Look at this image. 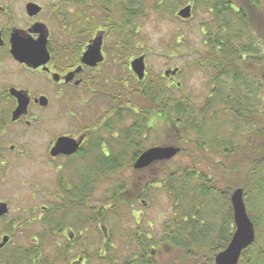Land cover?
<instances>
[{"label":"flooded vegetation","instance_id":"af4514ba","mask_svg":"<svg viewBox=\"0 0 264 264\" xmlns=\"http://www.w3.org/2000/svg\"><path fill=\"white\" fill-rule=\"evenodd\" d=\"M168 1L158 4L170 13ZM174 2L188 25L193 3ZM154 12V0H0V264H158L157 249L129 243L115 260L126 234L94 216L110 208L106 177L120 174L104 164L140 157L126 152L140 94L182 86L180 68L150 76ZM141 58L143 80L132 69Z\"/></svg>","mask_w":264,"mask_h":264},{"label":"trees","instance_id":"16d2710c","mask_svg":"<svg viewBox=\"0 0 264 264\" xmlns=\"http://www.w3.org/2000/svg\"><path fill=\"white\" fill-rule=\"evenodd\" d=\"M160 1L154 0L157 24L169 13L159 9ZM188 1L193 3L202 47L183 66L202 76V92L183 85L169 89L164 83L160 89L144 90L135 105L134 141L125 144L126 152H136L137 158L152 147L175 146L181 151L174 161L152 166L161 169L153 181L149 173L122 176L132 171L134 160L104 164L107 172L120 174L106 177L110 208L94 216L101 223L127 218L132 222L134 229L117 228L126 236L114 244L115 260L129 243L148 253H178L188 264H215L235 229L230 197L244 189L256 241L243 251L239 264H264V0ZM168 4L175 20L177 4ZM198 11L210 15L197 19ZM173 40L177 47L189 44L182 35ZM151 134L159 142L148 146ZM161 196L169 207L159 216L160 236L157 230L150 232L148 221L136 217L134 208L144 201L155 204Z\"/></svg>","mask_w":264,"mask_h":264},{"label":"rangeland","instance_id":"374dc122","mask_svg":"<svg viewBox=\"0 0 264 264\" xmlns=\"http://www.w3.org/2000/svg\"><path fill=\"white\" fill-rule=\"evenodd\" d=\"M201 15L198 14V18L200 19ZM207 18V17H206ZM155 26V28H154ZM154 26H147L144 28L145 31H147V35L151 39V43L149 46L153 48V51H156L158 55L152 54L151 60L149 62V68H150V76L153 74H159V72H164L165 70H174L175 68H181L182 74L179 77V82L181 81L183 87L185 89H193L196 92H202L203 87V79L202 76L197 74L196 72H191L187 68H184L183 64L187 61H190L191 59H186L185 57H191L192 53L198 52L201 50L202 45L200 44L201 35L199 34V23L194 20L189 23L188 25H185L184 23L177 20H168L164 23H161L159 26L154 24ZM143 35V34H142ZM182 35V37H185L186 39H189L188 45H180L177 47L175 45V42L173 40V36ZM193 59V58H192ZM163 75V74H162ZM147 145L151 146L152 142L158 143V137L154 134H151V136L147 137L146 139ZM130 152H133L132 150ZM176 158V157H175ZM174 158V160H175ZM177 159V158H176ZM172 160V161H174ZM174 164V163H173ZM157 169H154L152 171V175L157 174ZM127 171H129L127 169ZM12 182H19L23 181L22 175L18 174L17 170H12ZM122 176H132L131 173L127 172L126 175ZM1 193L3 194V190H1ZM147 203V202H146ZM148 206L139 203H136L134 211L136 217H141L148 221V224L151 225L148 226L150 232L156 233V230L161 232L162 229V223L163 218L161 217V220H159V216L162 215V213H165L166 210L169 207V203L166 202L165 198L163 196L160 197V200L155 204H149ZM143 206V207H142ZM144 208V210H143ZM246 208H247V202H246ZM248 209V208H247ZM249 213H251L250 209H248ZM168 217V215H166ZM130 218L125 219L124 221L118 223V221L109 222L110 227H112V230H116L117 228H120L121 230L125 229L129 230L130 227L132 229L133 226L130 224L129 220ZM2 226V225H0ZM144 232V229H143ZM151 234V235H152ZM159 232L157 233V235ZM160 235V234H159ZM161 236V235H160ZM155 237V236H152ZM157 239V237H155ZM118 243V242H117ZM167 250L160 249L157 252L156 262L158 264H188L182 261V255L169 251L166 253ZM124 256H122L123 258ZM156 264V263H155ZM190 264V263H189Z\"/></svg>","mask_w":264,"mask_h":264},{"label":"water","instance_id":"95a60500","mask_svg":"<svg viewBox=\"0 0 264 264\" xmlns=\"http://www.w3.org/2000/svg\"><path fill=\"white\" fill-rule=\"evenodd\" d=\"M178 16L184 20L191 17V7L181 10ZM134 73L140 80L144 79L145 75V64L143 58L138 60L132 65ZM176 71L172 72L175 75ZM168 76V73H166ZM181 150L176 147H155L150 150L145 151L136 160L134 168L138 170H143V168H148L154 163L169 161L174 159ZM231 205L233 210V221L235 225V232L230 240V244L226 249L220 252L215 257V264H239L243 251L251 247L255 243L256 230L254 229V224L248 216V209H246L244 190L238 189L232 193ZM8 213L6 205H0V216Z\"/></svg>","mask_w":264,"mask_h":264}]
</instances>
